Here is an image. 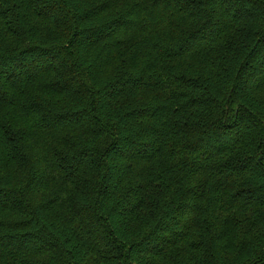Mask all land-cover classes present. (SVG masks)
I'll list each match as a JSON object with an SVG mask.
<instances>
[{
    "label": "trees",
    "instance_id": "16d2710c",
    "mask_svg": "<svg viewBox=\"0 0 264 264\" xmlns=\"http://www.w3.org/2000/svg\"><path fill=\"white\" fill-rule=\"evenodd\" d=\"M0 264H264V0H0Z\"/></svg>",
    "mask_w": 264,
    "mask_h": 264
}]
</instances>
